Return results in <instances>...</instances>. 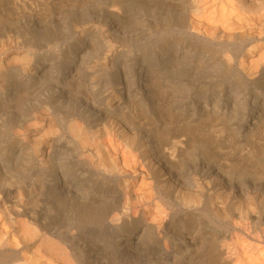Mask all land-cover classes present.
<instances>
[{
  "label": "bare ground",
  "instance_id": "obj_1",
  "mask_svg": "<svg viewBox=\"0 0 264 264\" xmlns=\"http://www.w3.org/2000/svg\"><path fill=\"white\" fill-rule=\"evenodd\" d=\"M0 264H264V0H0Z\"/></svg>",
  "mask_w": 264,
  "mask_h": 264
},
{
  "label": "rangeland",
  "instance_id": "obj_2",
  "mask_svg": "<svg viewBox=\"0 0 264 264\" xmlns=\"http://www.w3.org/2000/svg\"><path fill=\"white\" fill-rule=\"evenodd\" d=\"M86 67V66H85ZM97 67V68H96ZM95 67V70H97L98 71V66H96ZM84 72V71H83ZM82 74V73H81ZM88 74L87 73H83V76H87ZM101 77V75L98 77V79L96 78V79H94V80H92L90 77H88V78H84V77H82L83 79H87V81H85V84H86V82H87V85H89L90 87H92V86H94L95 87V90L96 91H98V89H99V91H98V94H99V97L101 98V93L104 91V86L102 85L103 83H102V78H100ZM97 80V82H95ZM151 115L153 114V113H151L150 111H148ZM112 117H114V116H109L108 118L110 119V120H112V121H114V118H112Z\"/></svg>",
  "mask_w": 264,
  "mask_h": 264
}]
</instances>
